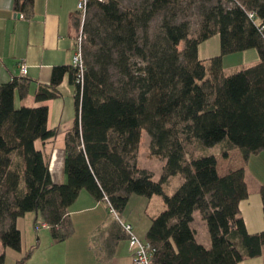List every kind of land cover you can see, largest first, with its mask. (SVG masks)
<instances>
[{
	"label": "trees",
	"instance_id": "obj_1",
	"mask_svg": "<svg viewBox=\"0 0 264 264\" xmlns=\"http://www.w3.org/2000/svg\"><path fill=\"white\" fill-rule=\"evenodd\" d=\"M194 1L200 20L192 36L179 0H141L128 8L119 0L89 1L82 83L75 82L72 65L55 66L49 85L34 94L36 102L56 97L65 73L74 86L76 114L64 138L61 184L52 181L48 157L36 146L56 135L47 106L16 107L14 93L24 97L27 82L13 77L0 83L3 248L21 250L17 220L27 212L41 218L53 241L65 239L71 233L68 208L85 190L96 201L107 199L116 213L130 195L162 197L164 209L145 235L154 264H240L264 256V229L249 233L240 215L239 203L248 196L244 168L219 175L212 150L222 156L238 150L243 160L264 152V0ZM31 5L13 1L25 17ZM157 15L158 32L150 36ZM214 34L219 55L199 59V44ZM250 48L258 60L227 74L223 56ZM143 131L149 153L163 160L157 180L136 165ZM174 175L182 181L167 194L165 184ZM259 194L264 216V186ZM195 211L205 222L209 247L195 238Z\"/></svg>",
	"mask_w": 264,
	"mask_h": 264
},
{
	"label": "crops",
	"instance_id": "obj_2",
	"mask_svg": "<svg viewBox=\"0 0 264 264\" xmlns=\"http://www.w3.org/2000/svg\"><path fill=\"white\" fill-rule=\"evenodd\" d=\"M13 1L0 0V83L13 77L27 82L24 97L17 90L14 93L16 107L47 106L48 127L54 129L56 135L45 143L40 142V149L48 157L52 181L61 184L65 181L64 138L72 127L76 114L74 86L69 80V74L65 73L56 87V97L36 102L34 94L40 86L49 85L55 66L71 65L77 0H32L29 17L15 12ZM248 54L253 60L251 62L257 60L255 52ZM223 59L224 57L222 64ZM22 63L26 66L24 75L19 73V65ZM212 150L219 175L239 167L244 168L248 196L239 203L240 215L249 233L262 231L264 216L259 188L264 186V152L243 160L238 150H231L226 156H222L217 147ZM147 156L151 162L158 159L155 169L141 164L138 153L136 165L151 172L152 178L157 180L162 171L163 160L149 152ZM172 179H175L174 183L170 184ZM181 181V176H171L165 184V192L170 194ZM163 209L164 202L159 195L148 198L130 195L126 206L116 216L121 222L131 224L134 233L145 240L151 219ZM30 215L28 225L32 231V240L27 241L28 245L24 242L26 229L25 226L22 227L23 215L17 220L21 233V250L17 252L1 246L0 253H4L3 264H15L29 249L31 254L24 264H131L128 237L116 216L109 211L106 202L94 200L85 190L79 192L68 208L71 233L61 241H53L47 226L36 229L35 220H42L34 212H30ZM196 215L195 211L192 223L196 217L202 219L200 214ZM199 221L202 223V220ZM192 228L196 240L204 247H209L207 229L205 228V232L201 230L200 241L198 230ZM240 264H264V256L245 259Z\"/></svg>",
	"mask_w": 264,
	"mask_h": 264
},
{
	"label": "rangeland",
	"instance_id": "obj_3",
	"mask_svg": "<svg viewBox=\"0 0 264 264\" xmlns=\"http://www.w3.org/2000/svg\"><path fill=\"white\" fill-rule=\"evenodd\" d=\"M120 4L122 7L128 8V7H132L133 5L138 4L141 0H119ZM180 3L182 4V7L186 8L184 12V16L186 18V20H188L190 22V35H194V33H196L197 29H198V23L200 20L199 17V13H198V2H195L194 0H179ZM78 17H75V20H77ZM159 20H160V15L155 16L152 21L150 22V28H149V35L152 36L154 34H156L158 32V25H159ZM75 28V27H74ZM139 36H141V33H139ZM248 52H255L257 55V60H258V54H257V50L255 48H250L244 51H238L235 53H230L228 55L223 56V67L226 71V73H231L235 70V68L237 66H241V65H250V64H254L256 61H253L251 56L248 54ZM220 53V47H219V36L218 34H214L211 37H209L208 39L202 41L199 44L198 47V57L199 59L205 60L207 61L209 58L219 55ZM58 140L55 142V145H57ZM149 136L147 135V133L145 131L142 132L141 135V139H140V144L138 147V158H139V162L143 165H146L147 167H151L153 169L156 168L157 166V161L156 159L154 161H150L149 157L147 156L148 152H149ZM36 146L38 148H40V141L36 142ZM189 150H191V148H188ZM192 151V150H191ZM180 176V175H177ZM175 179H172L170 181V184L174 183ZM175 189V188H174ZM174 191V190H173ZM172 193V192H171ZM196 216H199V212L196 211ZM25 216V217H24ZM23 216V218L21 219L22 221V227L25 226L26 232H25V240L24 242L27 243V241H31L32 240V231L29 228V219L31 216L30 212H27L25 215ZM32 220V219H31ZM202 220L200 219V217H196L195 221L192 223V227H195L198 230V240H202L201 239V230H204L203 232H205V223L202 220V223H199ZM41 223L42 221H40V219L35 220V223ZM33 222H31V225L33 227ZM36 226V224H34V227ZM41 228V227H39ZM28 245V243H27ZM1 247V245H0Z\"/></svg>",
	"mask_w": 264,
	"mask_h": 264
},
{
	"label": "built area",
	"instance_id": "obj_4",
	"mask_svg": "<svg viewBox=\"0 0 264 264\" xmlns=\"http://www.w3.org/2000/svg\"><path fill=\"white\" fill-rule=\"evenodd\" d=\"M90 0H77L76 1V16L78 17V25L74 28V36H73V54L71 59V65L76 68V83L81 84L83 78L84 71V62H83V43L85 40V34L83 33V22L85 20L88 3ZM102 1V0H98ZM252 16V14H249ZM19 73L24 75L26 73V66L24 63L19 65ZM106 204L111 213L116 216V212L113 210L111 205L108 203L106 199ZM116 219L122 226V229L127 234L128 244L131 252V264H154L153 262V254L154 247L147 243L145 240L140 239L133 231L131 224L123 223L121 220ZM46 226L44 223H37L35 228Z\"/></svg>",
	"mask_w": 264,
	"mask_h": 264
},
{
	"label": "water",
	"instance_id": "obj_5",
	"mask_svg": "<svg viewBox=\"0 0 264 264\" xmlns=\"http://www.w3.org/2000/svg\"><path fill=\"white\" fill-rule=\"evenodd\" d=\"M17 15H19V14H17Z\"/></svg>",
	"mask_w": 264,
	"mask_h": 264
}]
</instances>
